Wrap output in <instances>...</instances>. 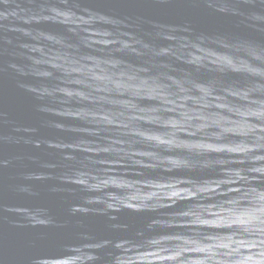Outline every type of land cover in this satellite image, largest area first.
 Instances as JSON below:
<instances>
[{
  "label": "water",
  "instance_id": "obj_1",
  "mask_svg": "<svg viewBox=\"0 0 264 264\" xmlns=\"http://www.w3.org/2000/svg\"><path fill=\"white\" fill-rule=\"evenodd\" d=\"M264 0H0V264H257Z\"/></svg>",
  "mask_w": 264,
  "mask_h": 264
},
{
  "label": "clouds",
  "instance_id": "obj_2",
  "mask_svg": "<svg viewBox=\"0 0 264 264\" xmlns=\"http://www.w3.org/2000/svg\"><path fill=\"white\" fill-rule=\"evenodd\" d=\"M262 224H264V221H261ZM261 232H264V227H262ZM258 256V260H257V264H264V241L261 242V249L260 251L257 253Z\"/></svg>",
  "mask_w": 264,
  "mask_h": 264
}]
</instances>
